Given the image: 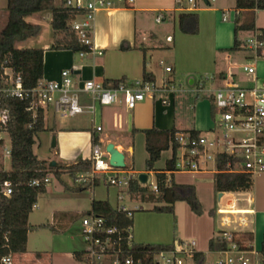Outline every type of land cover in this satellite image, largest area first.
<instances>
[{
	"label": "crops",
	"instance_id": "1",
	"mask_svg": "<svg viewBox=\"0 0 264 264\" xmlns=\"http://www.w3.org/2000/svg\"><path fill=\"white\" fill-rule=\"evenodd\" d=\"M235 7L236 0H194L193 3H190L189 0H183V2H178V0H134L129 7L100 12L95 23V30L98 25L100 35L96 37L94 34V43L97 49L103 50V56L80 58L71 51L49 50L52 45L50 44L43 48L46 50L43 82L61 81L62 71L70 69L76 60L71 57L63 61L57 68L55 59L62 54H69L78 56L83 59L84 63L77 66V70L74 72L77 76L76 90H80L83 83L89 80H95L103 85L105 82L111 83L121 79L132 82L143 80L146 73L150 74L154 82L157 83V71L153 67L150 68L149 61L167 56L170 62L166 68H172V73L167 78H171L175 82L177 77H186L187 81L183 85L186 87H192L191 79H193V86L199 81H204L210 90L222 88L228 83L243 88L264 87V57L257 58L255 52L245 45V42L257 35V32L240 31L237 35L235 34V19L238 15ZM190 12L197 13L199 16V31L196 35L184 34L179 28L180 15ZM155 13L158 14L155 22L160 24L159 27H153L147 17L149 14ZM224 14L228 17L226 21L223 20ZM253 15L256 28L264 29V10L243 11L239 14V18L243 21ZM33 16H36L41 22L51 23L52 20V13L47 15L44 12ZM159 16L163 17L160 23L156 21ZM169 38L171 41L168 40ZM236 38L241 43L240 48L228 51L234 47ZM123 45L130 49L122 50ZM251 66L255 67V73L252 75L244 70V67ZM210 77H213V80H210ZM189 97L191 96L171 97L170 108L162 107L163 104L159 101L146 99L133 110L127 109L123 101L115 105L102 106L89 98L88 103H84L90 110H93L94 127L85 129L71 126L63 128L57 133V128H55V148L58 147L61 150V153L58 152L57 155L61 156L60 159L65 161V165L74 164L79 159H91L93 141L97 138L98 144L104 149L107 143L116 144L126 155L128 171L135 172L129 167L128 162V154L133 155L135 149L127 144L123 135H130L133 143L143 137L146 150V136L142 132L143 130L169 131L176 129L180 132L195 130L202 133L212 130L214 112L210 99L201 102L198 100L193 105L184 106V101ZM179 105L184 113L193 119L186 127L177 124L176 110ZM50 106L51 104L43 106L45 123L49 120ZM55 112L58 113L56 108ZM98 127H101V131L97 130ZM148 157L147 154L145 170L140 173L147 174L149 178L150 173L156 174V172L146 170ZM171 157L172 152L167 161ZM55 165L58 164L55 163ZM164 168L156 169L155 167L156 170ZM259 179L262 180L264 177ZM101 184L107 186V190L109 189V185L101 182L98 185ZM115 191V204L109 203L111 201L109 192L107 200L101 198L99 201H107L115 210L119 207L127 209L126 206L120 204V188L115 187ZM251 192L252 190L234 193L233 203L236 212L231 215L238 216L239 223L238 227H232L231 232L242 244L251 245L260 251L264 234V185L262 186L263 198L260 202L253 199ZM225 194L223 193L222 197ZM137 208H141L143 211L142 207L137 206L135 210ZM154 214L138 217L139 228L143 225H148L150 228V232L147 233L140 229L138 236L140 239L148 241L149 245L173 244L176 240L170 232L169 220L167 217H163L170 213L155 212ZM170 215H174V213ZM227 217L231 220L230 216ZM241 226L249 227L247 228L249 230L245 231L241 229ZM211 245L208 243L206 247H200L198 250L206 252L213 247L214 243Z\"/></svg>",
	"mask_w": 264,
	"mask_h": 264
},
{
	"label": "built area",
	"instance_id": "2",
	"mask_svg": "<svg viewBox=\"0 0 264 264\" xmlns=\"http://www.w3.org/2000/svg\"><path fill=\"white\" fill-rule=\"evenodd\" d=\"M133 2L134 0H66L65 6L76 14L70 24L71 30L78 42L86 47V51H80L77 55L80 58L103 56V50L97 49L94 43L97 15L100 12L129 7ZM189 2L193 3L194 0ZM162 19L159 16L156 21L160 23ZM227 19L224 14L223 20ZM168 40L171 41V38ZM245 45L255 52L257 58L264 57V41L257 35L248 39ZM165 70L172 73L171 67ZM244 70L250 75L255 73L253 66L244 67ZM209 79L213 80V77ZM81 93L91 96L94 103L102 106L123 101L129 110H133L146 99L168 105L171 97L179 95L198 99L211 98L217 127L208 133L177 134L178 153L181 152L180 158L177 154V172H208V164L213 163L216 174H243L252 180L264 177V87L243 88L228 83L222 88L210 90L204 81L186 87L166 78L161 85L152 80H136L120 83L116 87H105L102 83L89 80L83 83L80 90H76L70 72L65 70L61 73L60 82H42L39 87L27 91L23 87L21 76L11 68H4L0 84V205L16 191L15 183L7 179V174L12 170V166L11 169L6 167L7 161L12 163V144L10 148L6 147L2 138L3 134L9 135V116L1 107L2 98L23 100L30 95L35 120L39 107L43 108L51 103L55 104L56 111L61 112L63 117L82 113L84 108L79 101ZM56 95H59L57 99ZM97 130L101 131V127ZM90 160L91 169L85 174H78L79 183L93 188L101 182L111 187H124L127 191L150 190L157 193L160 189L158 182L149 184L148 178L143 184L136 173L112 167L105 149L99 144L93 146ZM219 165H223V168H219ZM50 180V176H46L32 181L31 185L47 186ZM119 200H124L122 193ZM234 208L235 204L232 203L227 209L219 210V213L231 215L236 212ZM117 210L127 211V216L133 218L134 211L125 207ZM230 222L229 217H225L222 227H230ZM80 233L87 246L83 252V264H142L148 256H152L154 264H161L160 259L165 264H211L209 257L213 254L219 256L215 264H261L259 250L242 244L232 232L226 230L220 231L221 237L206 252L199 251L197 243L192 241L189 244L181 242L174 249L156 251L151 255H142L143 257H140V252L133 250L132 246L137 244L133 241L132 234L129 236L128 248L124 249L118 228L111 227L104 217L94 213L87 214L81 220ZM2 264H14L13 257H4Z\"/></svg>",
	"mask_w": 264,
	"mask_h": 264
},
{
	"label": "trees",
	"instance_id": "3",
	"mask_svg": "<svg viewBox=\"0 0 264 264\" xmlns=\"http://www.w3.org/2000/svg\"><path fill=\"white\" fill-rule=\"evenodd\" d=\"M181 1L183 0H178V2ZM55 2L56 0H7V21L0 31V84L4 68H11L20 75L23 87L27 91L39 87L43 82L46 50L18 47L20 43L39 37L42 32L41 25L26 21L33 15L44 12L52 13L51 27L54 41L49 50L71 51L74 54L86 51V47L78 42L75 33L71 30L70 24L76 14L65 6L66 0H62L59 7L55 5ZM235 9L238 13L235 19V34L237 35L240 31L257 32V37L264 41V29L256 28L254 15L243 21L239 18V14L243 11L264 10V0H236ZM179 28L184 34L196 35L199 31L198 14L193 12L181 14ZM240 45L241 43L236 38L234 47L228 51L238 50ZM121 49L127 50L130 47L123 45ZM143 80L154 81L152 76L147 73ZM120 83H127V81L121 79L111 83L105 82L104 86L116 87ZM201 99L212 101L211 98L206 97ZM31 100L30 95L23 100L13 98H2L1 100V107L9 116L7 131L12 141V170L7 174V179L15 183L16 191L10 199L0 205V264L4 257H20L26 253L28 234L34 229L29 225V217L39 196L44 194L47 188L43 184L31 185V182L52 176V174L59 180L64 175H68L78 182V174H85L91 169L90 159H79L70 165L52 166L34 154L33 147L37 144L38 135L46 131V127L42 107H39L37 117L35 120L33 119ZM198 100L191 96L184 101V106L193 105ZM213 112L214 117V108ZM142 132L146 136V151L149 155L146 161V170L156 172L160 189L157 193L149 190L129 191L130 199L138 202L164 204L162 207L155 206L153 210L170 214L174 213L176 203L186 202L195 214L201 215L202 208L194 186H178L172 183L173 180L168 182V175L172 176L177 172L175 169L179 151V144L176 141L177 134H197L198 132L195 130L180 132L176 129L169 131L152 129ZM93 144H98L97 138L94 139ZM165 151H171L172 157L166 162L163 170H156L155 165ZM219 168H223V165H219ZM97 185L98 183L95 186ZM89 188L91 186L82 183L72 189L67 187L69 191L73 192H82ZM252 188L253 180L247 175L220 173L215 175V189L220 193L249 192ZM91 213L104 217L111 227H117L122 237L123 248H128L129 236L133 232V219L127 216V211L115 210L107 201L93 200L92 210L88 214ZM179 243L181 241L176 240L171 245L137 244L132 247L133 250L140 252V257H143L142 255H151L156 251L174 249ZM74 257L79 261H84V253H75ZM260 262L264 264V234L260 249ZM142 264H154L152 256L144 259Z\"/></svg>",
	"mask_w": 264,
	"mask_h": 264
},
{
	"label": "rangeland",
	"instance_id": "4",
	"mask_svg": "<svg viewBox=\"0 0 264 264\" xmlns=\"http://www.w3.org/2000/svg\"><path fill=\"white\" fill-rule=\"evenodd\" d=\"M183 2V1H181ZM62 0H56L55 5L60 6ZM7 0H0V31L4 27L7 21ZM47 15L51 13L45 12ZM111 15V14H110ZM158 14H149L148 20L153 27H159L160 24L155 22V18ZM36 16H31L26 19L31 24H41L42 32L39 37L30 39L26 42L20 43L19 48H45L54 41L53 30L51 23L47 21L41 22ZM40 22V23H39ZM166 23V22H165ZM164 23V24H165ZM163 26V25H162ZM95 36L100 35V31L97 28L95 30ZM53 55V54H52ZM74 58V64L68 69L73 80L74 88H76L75 81L77 76L74 72L77 70V66L84 64L78 56H70L69 54H62L55 59V65L57 68L63 61ZM167 56L165 58H155L149 61L150 68H154L157 71V85L163 83V79L167 78L170 73H167L165 68L169 64ZM162 63V64H161ZM166 75V77H165ZM198 78V77H197ZM177 85H184L187 78H176ZM59 95L55 96V99ZM91 96L87 94H79V101L84 108L83 112L74 116L67 115L63 117L61 112H55V104L51 103L49 109V120L45 123L46 131L39 133L37 138V144L33 147L34 154L42 161H46L51 165L57 163L58 165H65V161H62L57 153H61L60 148L53 147V139L56 138V133L63 128L68 127H82L85 129H92L94 127L93 110L89 109L84 102L88 103V99ZM207 99H199V102ZM209 101V100H208ZM170 103L165 108H170ZM177 124L179 126L186 127L193 121L192 117L185 114L181 105L176 110ZM213 128H216L215 121H212ZM57 128L56 133H54ZM205 133V132H204ZM4 144L6 147H11L12 141L8 134H3ZM124 140L129 146L134 147L135 152L133 155L128 154L129 167L135 170L138 176L140 172L145 170V160L147 158V152L144 148L143 137L136 140L133 143L130 135H123ZM171 156L170 151L162 153L161 159L155 165L156 169H162L165 166L167 159ZM178 157H181V152L178 153ZM64 163V164H63ZM68 163V162H66ZM6 167L11 169L10 161H7ZM208 172H175L172 176L168 175L169 182L173 180V184L178 186H194L196 190L197 198L201 204L202 214H195L190 206L186 202H178L175 204L174 215L165 214L163 217H167L169 220V228L175 240H179L182 243L189 244L192 241L197 243V249L200 247H206L207 244L213 243L221 237L220 231H232L234 227H238L239 218L236 215H225L219 213L221 209H227L228 205L233 203L235 194L226 193L223 197H220V192L215 189V167L213 163H209L207 168ZM129 170V168L124 169ZM50 183L47 185L46 192L39 196L38 201L29 217V225L34 227L28 234L26 253L20 257H13L14 264H83L74 257L75 253H83L86 251V244L80 233V222L87 216L92 210L93 200L99 201L107 200V194L109 192L111 205L116 202L115 187L107 186L104 184L98 185L94 188H89L82 192L69 191L67 187L72 189L78 187L79 182H75L74 179L68 175H64L61 180L57 179L54 174L50 176ZM157 183V176L154 173L149 175V184ZM264 185V179L253 180L252 197L257 202L263 198L262 186ZM121 193L125 199L120 202L122 206H126L127 209L134 210L133 212V232L132 238L136 244H148V241L140 239L138 233L141 229L144 233L150 232L148 225L138 227V217L155 215L153 209L155 206L162 207L164 204H157L152 202H134L129 197V191L124 187H119ZM150 191V190H149ZM105 198V199H103ZM142 207V210H135V207ZM227 216L231 218V227H222L223 219ZM233 227V228H232ZM249 228V227H247ZM241 226V229L248 231L249 229ZM211 245V246H212ZM218 255L213 254L209 257V262L215 264ZM161 264H165L163 260Z\"/></svg>",
	"mask_w": 264,
	"mask_h": 264
},
{
	"label": "water",
	"instance_id": "5",
	"mask_svg": "<svg viewBox=\"0 0 264 264\" xmlns=\"http://www.w3.org/2000/svg\"><path fill=\"white\" fill-rule=\"evenodd\" d=\"M205 1V0H204ZM190 85L193 86V79L190 81ZM56 146V138L53 139V147ZM105 152L108 155L109 163L112 167L118 169H127L128 163L126 161V155L122 152L119 147L114 143H107L105 146ZM55 166V163L52 164ZM139 180L141 183L145 184L148 180L147 174H140ZM223 193H220V197H222Z\"/></svg>",
	"mask_w": 264,
	"mask_h": 264
}]
</instances>
